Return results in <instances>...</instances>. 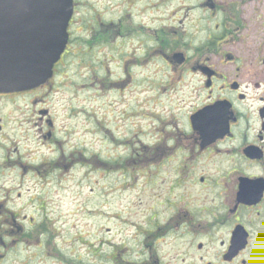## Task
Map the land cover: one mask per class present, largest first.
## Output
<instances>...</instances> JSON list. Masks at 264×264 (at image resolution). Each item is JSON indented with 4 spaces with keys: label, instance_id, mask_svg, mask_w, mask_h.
I'll return each mask as SVG.
<instances>
[{
    "label": "flooded vegetation",
    "instance_id": "af4514ba",
    "mask_svg": "<svg viewBox=\"0 0 264 264\" xmlns=\"http://www.w3.org/2000/svg\"><path fill=\"white\" fill-rule=\"evenodd\" d=\"M123 1L128 28L123 33L115 34L121 20L87 21L81 17L76 23L98 25L97 32L91 30L95 44L103 27H108L110 36L106 40L102 37L101 42H111V46L131 33L141 35L142 45L147 44L144 60L157 58L171 68L166 73L169 88L161 93L169 92L171 101L178 97V106L161 112L154 122L152 147L144 146L145 151L139 153L141 173L148 178L145 183L154 182L159 188L150 207L153 213L132 222L134 231L126 233L121 242L115 243L113 237L106 239V251L101 248L104 241L98 242L95 254L90 251L86 260L74 256V264H99V260L104 264H264V71L259 70L264 66V54L251 73L243 70L230 50L224 49L216 61L212 60V47L237 37L239 14L209 3L205 5L210 15L217 17L212 33L195 49L193 41L185 40L186 52L167 55L163 32L175 34L178 22L184 24L183 30L194 26L195 5L189 7L193 0L177 5L192 17L190 21L187 18L191 25L187 19L185 23L182 19L175 22L179 12L176 6L162 14L168 20L173 16L170 26H164L163 19L158 20L156 15L167 0H151L134 15V4L140 0ZM84 2L87 0H74L69 31L82 7L94 11ZM140 15V22L130 18ZM161 25L170 29L164 30ZM181 33L174 39V49L179 47ZM71 36L70 31L52 78L68 53ZM52 78L33 89L0 92V264L12 250L17 261L26 262L28 249L38 247L43 251L42 238L49 236L46 224L50 218L44 212L39 218L33 213L47 202L44 197L36 198L35 178H42L43 185L50 163L43 157L36 163L30 145L36 141L49 145L55 139L49 108ZM213 106L226 111L225 121L213 126L192 120Z\"/></svg>",
    "mask_w": 264,
    "mask_h": 264
},
{
    "label": "rangeland",
    "instance_id": "374dc122",
    "mask_svg": "<svg viewBox=\"0 0 264 264\" xmlns=\"http://www.w3.org/2000/svg\"><path fill=\"white\" fill-rule=\"evenodd\" d=\"M150 1L140 0L134 4L132 15L143 11L145 3ZM87 2L84 4H90L88 8L94 11L87 12L82 7V13L74 19L70 26L71 45L51 81L49 108L54 121V142L42 145L36 141L30 145L35 151L36 163L42 157L50 163L43 185L42 178H35V196L44 197L47 202L43 209L36 207L33 215L39 218L44 212L50 218L46 224L49 236L42 238L44 252L37 246L28 249L25 262L17 261L14 250H10L1 264H74L77 255L86 260L90 251L97 252L98 242L104 241L101 248L106 251V239L113 237L115 243L121 242L126 233L134 231L132 222L153 213L151 208L159 188L154 182L145 183L148 178L141 173L139 153L145 151L144 146L152 147L154 122L161 112L178 106V97L171 101L169 92L161 93L169 88L166 73L169 74L171 68L157 58L144 60L147 44L142 45V36L138 34L131 33L124 41L111 46V42H101L102 37L106 40L105 37L110 36L108 27H103L95 44L91 30L95 31L98 25L77 24L78 18L101 22L109 19L115 23L121 20L115 34L123 33L128 29L124 22V1ZM178 2L183 0L164 1L160 13H156L158 20L163 19L164 26L179 19L186 22L187 12L177 6ZM192 3L195 5L194 26L189 22L190 17L189 21L187 19L190 27L183 30L184 24L178 22L175 34L163 32L168 44L164 52L167 55L180 50L186 52L185 40L193 41L194 49L201 45L212 33L217 18L210 15L205 4H220L238 12L239 29L235 39L212 47V60L216 61L227 49L245 72L256 71V61L260 62L264 54V0H193L191 8ZM176 6L179 12L173 21H170L173 16L170 20L162 17ZM181 14L183 17L179 16ZM233 15L236 18V14ZM141 17L130 18L140 22ZM163 25L160 28L170 29ZM179 33L183 37L177 39L179 47L174 49ZM260 67L259 70L264 71V66ZM129 174L133 176L131 179ZM26 211L31 213L30 209ZM96 211L102 213L100 218L94 217ZM99 264L104 261L99 260Z\"/></svg>",
    "mask_w": 264,
    "mask_h": 264
},
{
    "label": "water",
    "instance_id": "95a60500",
    "mask_svg": "<svg viewBox=\"0 0 264 264\" xmlns=\"http://www.w3.org/2000/svg\"><path fill=\"white\" fill-rule=\"evenodd\" d=\"M72 13L73 0H0V92L32 89L52 76ZM192 120L217 126L226 111L208 107Z\"/></svg>",
    "mask_w": 264,
    "mask_h": 264
},
{
    "label": "bare ground",
    "instance_id": "6f19581e",
    "mask_svg": "<svg viewBox=\"0 0 264 264\" xmlns=\"http://www.w3.org/2000/svg\"><path fill=\"white\" fill-rule=\"evenodd\" d=\"M95 215L96 216H100L101 215V212H96Z\"/></svg>",
    "mask_w": 264,
    "mask_h": 264
}]
</instances>
